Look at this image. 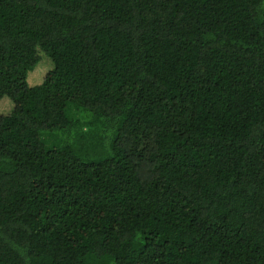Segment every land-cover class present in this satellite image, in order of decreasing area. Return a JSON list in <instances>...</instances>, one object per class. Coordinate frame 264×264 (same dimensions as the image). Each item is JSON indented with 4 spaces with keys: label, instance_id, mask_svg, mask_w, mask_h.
<instances>
[{
    "label": "trees",
    "instance_id": "trees-1",
    "mask_svg": "<svg viewBox=\"0 0 264 264\" xmlns=\"http://www.w3.org/2000/svg\"><path fill=\"white\" fill-rule=\"evenodd\" d=\"M1 104L0 264H264V0H0Z\"/></svg>",
    "mask_w": 264,
    "mask_h": 264
},
{
    "label": "rangeland",
    "instance_id": "rangeland-1",
    "mask_svg": "<svg viewBox=\"0 0 264 264\" xmlns=\"http://www.w3.org/2000/svg\"><path fill=\"white\" fill-rule=\"evenodd\" d=\"M50 65L46 63H40L35 70L29 75V82L31 85L35 86L42 82L44 76L49 71ZM9 107L6 104L0 105V113L6 112Z\"/></svg>",
    "mask_w": 264,
    "mask_h": 264
}]
</instances>
